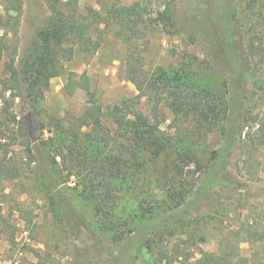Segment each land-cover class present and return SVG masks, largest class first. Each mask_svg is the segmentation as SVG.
Segmentation results:
<instances>
[{"label": "rangeland", "instance_id": "obj_1", "mask_svg": "<svg viewBox=\"0 0 264 264\" xmlns=\"http://www.w3.org/2000/svg\"><path fill=\"white\" fill-rule=\"evenodd\" d=\"M116 1L124 6L139 7L145 19L160 21L153 25L155 32L146 40L129 45L107 35L103 46L90 59L79 57L66 63L62 73L50 80L40 103L45 119L79 115L86 108L88 96L85 91L80 89L71 96L65 89L70 71L87 72L92 84L99 89L105 109L137 95L135 85L125 76V60L133 50L140 52L142 70L149 73L157 66H177L186 53L193 60L194 81L202 88L226 96L230 60L222 39V20L218 16L223 11L229 13L224 19L235 32V49L246 60L244 68L250 74L243 84L245 104L241 139L236 141L227 159L220 183L198 208L190 212L192 215L186 221L158 228L149 236L138 256L128 258L133 249L130 246L133 236L127 235L118 243L102 228L93 203L78 196L77 190L82 188L84 180L81 175H76L79 171L69 172L61 157H56L58 163L52 165L53 155L39 151L31 156L24 145L25 140L20 138V145L10 147L6 160L12 167L18 165L21 176L16 180L0 178V264H156L163 251L171 253L169 260L175 264L197 259L202 251H234L249 258L252 245L240 243L237 233L247 216L264 209V129L263 135L260 131L264 128V0ZM112 3L113 0H81L80 7L92 6L103 16L102 6L110 8ZM22 4L18 33L12 30V24L5 30L0 29V88L5 80H9L4 65L14 56V49H17L15 65L22 70L39 32L52 15L47 0H22ZM161 12L167 18L160 17ZM4 13L0 6V16L4 15L1 20ZM252 46L255 48L253 53L250 52ZM238 82L239 79L236 86ZM25 89L26 83L22 86V90ZM10 94L8 91L7 96ZM14 102L19 120L30 106L20 98ZM141 107L143 113L149 114L147 102ZM159 121L161 130L173 137L174 143L181 142L192 148L203 165V170L196 172L197 166L181 163L184 172L176 179L178 185L172 198H168L161 173L169 164L171 173L167 179L174 176L175 167L171 162L177 157L176 148L170 150L169 161L160 158L151 164L144 178L152 183L153 205L163 213L173 206L172 200H180L181 183L187 187L186 198H192L210 165L211 153L224 145L225 136L224 123L201 139L186 135L191 130L190 122L174 121L173 114L164 105L160 106ZM45 136H48L47 132ZM3 156L0 151V162ZM50 176L56 179L59 189L81 217L74 225L69 226L58 202L51 200ZM132 184L129 180L118 189L123 197L115 215L132 221L131 229L137 230L144 221L140 222L136 217L139 200L132 194L136 190ZM111 259L116 261L111 263Z\"/></svg>", "mask_w": 264, "mask_h": 264}, {"label": "trees", "instance_id": "obj_2", "mask_svg": "<svg viewBox=\"0 0 264 264\" xmlns=\"http://www.w3.org/2000/svg\"><path fill=\"white\" fill-rule=\"evenodd\" d=\"M80 1L47 0L52 15L33 43L29 60L20 70L15 65V48L14 56L4 65L9 80H5L3 88H0V151L4 155L0 162V178L16 180L21 176L18 165L12 167L6 160L10 147L20 145V138L25 140L24 145L31 156L39 151L53 155L52 165L58 163L56 157H61L69 172L79 171L80 174L75 172L76 175L84 178L82 188L77 190L78 196L93 203L102 228L110 232L118 243L127 235L133 236L130 242L133 249L128 258L130 255L135 258L153 232L170 223L186 221L192 215L190 212L198 208L215 185L220 183L227 159L236 141L241 139L245 104L243 84L250 74L244 68L246 60L235 49V32L224 19L229 13L220 11L218 16L222 20V39L230 60L226 96L202 88L194 81L193 60L186 53L181 56L177 66H157L149 73L142 70L139 51L133 50L125 60V76L135 85L137 95L105 109L99 89L92 84L87 72L79 74L70 71L65 89L71 96L80 89L85 91L87 106L79 115L67 114L68 117L46 120L40 103L50 80L62 73L66 63H72L79 57L90 59L103 46L107 35L127 45L146 40L155 32L153 25L160 22L145 19L139 7L124 6L116 0H113L110 8L102 6L103 16L92 6L81 8ZM0 6L6 14L3 20L4 15L0 16V29L5 30L12 24V30L18 33L22 0H0ZM159 16L167 18L162 12ZM254 49L252 46L250 52L253 53ZM237 79L239 82L236 86ZM24 83L27 89L22 90ZM8 91H11L9 96ZM17 98L30 106L19 120L14 109V99ZM144 102L150 105L149 114L142 111ZM162 105L170 110L174 121L190 122L191 130L186 135L201 139L224 123L225 136L224 145L211 153L210 165L200 178L192 198H186L187 187L181 183L180 200L176 202L171 199V203H175L163 213L158 206L153 205L152 183L144 178L151 164L160 158L169 161L172 155L170 150L176 148L177 157L171 162L175 167L174 176L167 179L171 173L169 164L163 167L161 173L168 198H172V192L178 185L176 179L183 174L184 165L197 166L196 172L202 171L203 165L193 154L192 148L181 142L174 143V138L161 130L159 110ZM263 129H260L262 135ZM46 132L48 136H45ZM49 178L52 202H58L66 222L69 226L74 225L75 220L81 218L78 211L59 189L56 179L52 176ZM129 180L133 183L132 187L136 188L132 194L139 200L136 217L140 222L144 221L137 230L131 229L132 221L115 215V209L123 197L122 191L118 189ZM116 183L119 187H114ZM141 186L142 190H139ZM263 212L264 209L258 214L255 212L247 216L237 233L240 243L252 245L253 252L249 258L234 251H202L199 258L186 260L182 264H264ZM94 240L97 242L96 236ZM159 255L156 264H175L169 260L170 252L163 251ZM115 261L111 259L110 262Z\"/></svg>", "mask_w": 264, "mask_h": 264}]
</instances>
